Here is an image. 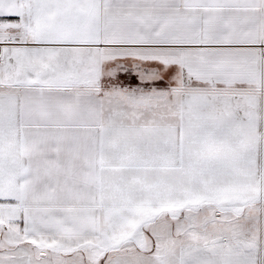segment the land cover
<instances>
[{"label":"snow or ice","instance_id":"snow-or-ice-1","mask_svg":"<svg viewBox=\"0 0 264 264\" xmlns=\"http://www.w3.org/2000/svg\"><path fill=\"white\" fill-rule=\"evenodd\" d=\"M0 264H264V0H0Z\"/></svg>","mask_w":264,"mask_h":264},{"label":"crops","instance_id":"crops-1","mask_svg":"<svg viewBox=\"0 0 264 264\" xmlns=\"http://www.w3.org/2000/svg\"><path fill=\"white\" fill-rule=\"evenodd\" d=\"M128 79V81H127ZM122 83H124L126 86H129V87H138V86H134L135 84H140V81L137 77H135V74H131V75H128V74H122ZM159 83V82H157ZM166 84V82H164ZM163 86V85H161Z\"/></svg>","mask_w":264,"mask_h":264},{"label":"rangeland","instance_id":"rangeland-1","mask_svg":"<svg viewBox=\"0 0 264 264\" xmlns=\"http://www.w3.org/2000/svg\"><path fill=\"white\" fill-rule=\"evenodd\" d=\"M127 81H128V79H127ZM134 86H140V84H135Z\"/></svg>","mask_w":264,"mask_h":264}]
</instances>
